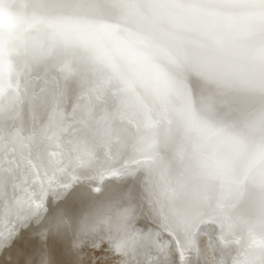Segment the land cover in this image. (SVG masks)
I'll return each mask as SVG.
<instances>
[{
	"label": "snow or ice",
	"instance_id": "6c2138e0",
	"mask_svg": "<svg viewBox=\"0 0 264 264\" xmlns=\"http://www.w3.org/2000/svg\"><path fill=\"white\" fill-rule=\"evenodd\" d=\"M14 4L0 0V12ZM138 8L168 40L143 37L165 87L142 102L122 87L110 103L101 85L79 77L67 103L30 91V77L54 65L30 68L24 48L0 50V264H264V145L258 160L238 151V166L221 163L227 181L210 211L195 197L176 208L175 189L162 207L149 191L161 151L152 130L197 100L212 134L245 147L250 113L236 98L264 96V72H243L255 59L264 66V0H141ZM207 63L239 71L218 76ZM176 158L186 166L183 148Z\"/></svg>",
	"mask_w": 264,
	"mask_h": 264
},
{
	"label": "bare ground",
	"instance_id": "6f19581e",
	"mask_svg": "<svg viewBox=\"0 0 264 264\" xmlns=\"http://www.w3.org/2000/svg\"><path fill=\"white\" fill-rule=\"evenodd\" d=\"M84 1L15 0L13 7H6L0 12V50H3L6 57L24 48L30 64L39 52L51 46L55 51L52 53L56 54L54 59L57 60L50 62L56 70L50 67L39 78L37 74L31 76L27 82L29 90L42 87L46 94H53L67 103L69 81L79 77L101 85L105 99L110 103L122 87H127L137 102L158 96L165 86L150 60L151 50L143 37L150 35L160 45H166L168 40L162 32L154 30L141 14L138 8L141 0H98L91 11L86 8ZM80 4L82 6L77 9ZM36 37L39 40H35ZM31 40V47H35V50L26 49V43ZM38 41L45 42L38 44ZM62 50L65 55L66 50L72 51L74 63H80L76 71L63 66V61L59 63ZM107 65L112 67L109 68L114 71L115 76L112 77H118V82L112 77L106 82L98 78L99 72ZM205 71L218 76H230L239 70L228 63H207ZM243 72L256 77L264 72V66L255 59L243 67ZM33 80L31 85L29 82ZM175 99L178 105L183 106L184 101L180 95ZM94 102V94L85 97L87 108L90 109ZM236 103L247 108L250 113L245 123L247 140L242 151L233 138L209 131L210 125L202 117L206 109L199 100L152 130V135L161 141V151L151 171L158 165L160 172L155 175L159 176L155 191H150L154 187L150 178L149 191L159 199L162 207L168 205L170 190L175 189L172 203L176 208L190 206L195 197L210 211L212 199L224 191L227 181L228 173L220 167L221 163L232 161L234 166H238L240 161L235 159L238 151L243 160H258L259 149L264 145V121L261 119L264 96L256 93L242 94L236 98ZM111 119L112 122L121 120L115 106ZM190 122L192 131L188 129ZM123 127L130 129L127 124ZM177 148H183L187 153L186 166H182L176 158Z\"/></svg>",
	"mask_w": 264,
	"mask_h": 264
},
{
	"label": "rangeland",
	"instance_id": "374dc122",
	"mask_svg": "<svg viewBox=\"0 0 264 264\" xmlns=\"http://www.w3.org/2000/svg\"><path fill=\"white\" fill-rule=\"evenodd\" d=\"M96 1H98V0H88V1H84L85 3H86V5H85V3L83 2V4L86 6V8L88 9V10H93V8H94V3L96 2ZM99 2V1H98ZM96 4H97V2H96ZM82 5L80 4V5H77V9H79L80 7H81ZM87 10V11H88ZM81 16V18H82V16H83V14H81L80 15ZM85 17V16H84ZM39 40V38H35V40ZM32 41L33 40H31V41H29L28 43H26L27 44V46L28 47H26V49H34L35 50V47H31V43H32ZM45 41H41V42H39L38 41V44H43ZM46 45V44H45ZM52 47V46H51ZM51 47H49L48 48V50H43V51H41V52H39L40 54H38L32 61H31V63L29 64V66H30V68H36L39 64H42V63H47V62H49V61H56L57 59H54V57H55V55L56 54H54V53H52V52H55L54 50H53V48H51ZM36 49H38L37 51H39L40 49L39 48H36ZM56 49V48H55ZM65 53H67V55H65L64 54V52H63V50H62V52H61V54H62V59L59 61V63H61L62 61H63V63L62 64H64L63 66H67V67H69L71 70H74V71H76L77 70V68L79 67V65H80V63L78 64V63H74V61H73V59L71 58L72 56V51H70V50H66L65 51ZM205 55L206 56H208V55H211V53H205ZM73 61V62H72ZM58 64V63H57ZM56 64V65H57ZM221 65L222 64H224V63H220ZM50 68V67H49ZM109 68H112V67H110V65H107V67L104 69V70H101L100 72H99V75H98V78H100L101 79V81H108L112 76H115L114 75V71H110V69ZM47 69V68H46ZM46 69H44V70H41V71H39L38 73H37V75H38V78L42 75V73L46 70ZM113 78V77H112ZM113 80L115 81V82H118L119 81V78L118 77H115V78H113ZM31 85L34 83V80L33 81H30L29 82ZM36 85V84H35ZM35 87V86H34ZM38 87V86H37ZM35 88H33V90H34ZM264 112H262V114H263ZM262 114H261V116H262ZM192 125V122H190V123H188V129H190L191 131H192V129L190 128V126ZM156 169V170H155ZM160 169H159V167H158V165H157V167H155V168H153V173H152V171L150 172L151 174H150V178H152L151 179V183L154 185V187L152 186L151 187V189H150V191H155L156 190V187L158 186V183H159V179H158V177H156L157 175H159V171ZM155 171V172H154ZM156 175V176H155ZM155 179H157V180H155ZM154 180H155V182H154ZM155 184H157V185H155Z\"/></svg>",
	"mask_w": 264,
	"mask_h": 264
},
{
	"label": "water",
	"instance_id": "95a60500",
	"mask_svg": "<svg viewBox=\"0 0 264 264\" xmlns=\"http://www.w3.org/2000/svg\"><path fill=\"white\" fill-rule=\"evenodd\" d=\"M118 48V47H117ZM113 50H115V48H113Z\"/></svg>",
	"mask_w": 264,
	"mask_h": 264
}]
</instances>
